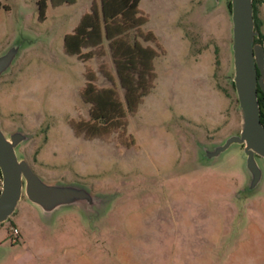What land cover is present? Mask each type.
<instances>
[{"label": "rangeland", "instance_id": "obj_1", "mask_svg": "<svg viewBox=\"0 0 264 264\" xmlns=\"http://www.w3.org/2000/svg\"><path fill=\"white\" fill-rule=\"evenodd\" d=\"M0 2L8 6L0 10V53L21 44L0 76L1 126L29 135L17 152L42 178L103 198L94 210L66 205L46 214L24 193L0 224V264H264V158L260 185L244 191L250 177L240 144L211 160L202 154V144L243 124L231 0H141L143 31L156 36L143 43L160 53L157 78L127 125L94 139L70 124L90 118L81 96L87 69L108 86L101 67L116 74L112 57L64 51L93 0L49 3L44 21L38 0Z\"/></svg>", "mask_w": 264, "mask_h": 264}, {"label": "water", "instance_id": "obj_2", "mask_svg": "<svg viewBox=\"0 0 264 264\" xmlns=\"http://www.w3.org/2000/svg\"><path fill=\"white\" fill-rule=\"evenodd\" d=\"M217 2L221 0H216ZM232 53L235 85L242 113V129L223 141L202 144V154L211 160L233 144H240L246 156L249 182L244 191L256 189L263 179L259 158H264V124L258 86L264 90V44L257 42L254 0H231ZM21 44L15 42L0 53V76L14 65ZM29 135L23 129L7 134L0 123V224L15 213L25 193L46 214H52L66 205H77L94 210L103 202L102 196L82 184L51 182L42 178L26 157L18 155L17 148Z\"/></svg>", "mask_w": 264, "mask_h": 264}, {"label": "trees", "instance_id": "obj_3", "mask_svg": "<svg viewBox=\"0 0 264 264\" xmlns=\"http://www.w3.org/2000/svg\"><path fill=\"white\" fill-rule=\"evenodd\" d=\"M79 0H38L39 20L46 19L48 4L57 7L76 4ZM254 0L256 41L264 44V33ZM141 0H93L91 10L84 13L72 32L64 37V51L70 56L77 55L83 60L109 53L116 74L105 67L101 70L110 85L99 87L95 73L87 69V82L81 96L91 104L88 120L71 121V127L78 136L103 138L128 124V115L135 113L144 98L153 88L157 78L155 59L160 55L157 48L143 41L156 39L152 31H143L149 17L140 7ZM231 7V2L229 3ZM2 7L7 5L0 2ZM86 49L88 51H86ZM118 81L124 90L120 94ZM261 120L264 124V99L259 96ZM134 144V139L127 142Z\"/></svg>", "mask_w": 264, "mask_h": 264}, {"label": "crops", "instance_id": "obj_4", "mask_svg": "<svg viewBox=\"0 0 264 264\" xmlns=\"http://www.w3.org/2000/svg\"><path fill=\"white\" fill-rule=\"evenodd\" d=\"M257 6L258 17L261 21V31L264 33V0L258 2Z\"/></svg>", "mask_w": 264, "mask_h": 264}, {"label": "flooded vegetation", "instance_id": "obj_5", "mask_svg": "<svg viewBox=\"0 0 264 264\" xmlns=\"http://www.w3.org/2000/svg\"><path fill=\"white\" fill-rule=\"evenodd\" d=\"M233 85H234V83H233ZM258 94H259L260 97H262L264 99V90H263V87L260 84L258 86Z\"/></svg>", "mask_w": 264, "mask_h": 264}, {"label": "built area", "instance_id": "obj_6", "mask_svg": "<svg viewBox=\"0 0 264 264\" xmlns=\"http://www.w3.org/2000/svg\"><path fill=\"white\" fill-rule=\"evenodd\" d=\"M13 233L16 234V235H19L20 234V231L17 227L14 228L13 230Z\"/></svg>", "mask_w": 264, "mask_h": 264}]
</instances>
